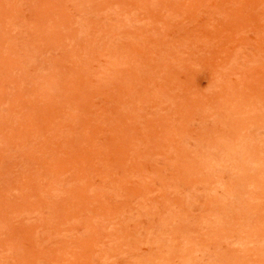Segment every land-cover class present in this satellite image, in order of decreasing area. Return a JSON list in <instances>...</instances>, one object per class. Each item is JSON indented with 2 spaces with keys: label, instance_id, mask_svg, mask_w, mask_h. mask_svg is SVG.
<instances>
[{
  "label": "rangeland",
  "instance_id": "374dc122",
  "mask_svg": "<svg viewBox=\"0 0 264 264\" xmlns=\"http://www.w3.org/2000/svg\"><path fill=\"white\" fill-rule=\"evenodd\" d=\"M0 264H264V0H0Z\"/></svg>",
  "mask_w": 264,
  "mask_h": 264
}]
</instances>
